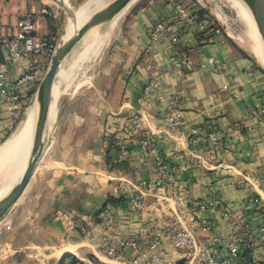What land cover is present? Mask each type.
I'll list each match as a JSON object with an SVG mask.
<instances>
[{
	"label": "crops",
	"instance_id": "crops-1",
	"mask_svg": "<svg viewBox=\"0 0 264 264\" xmlns=\"http://www.w3.org/2000/svg\"><path fill=\"white\" fill-rule=\"evenodd\" d=\"M177 4L178 0H141L113 27L82 95L87 108L72 101L65 109L53 138L45 139L26 190L7 215L10 221H19L28 244L53 250L50 259L88 253L100 264H124L122 260L133 257L130 249L119 250L118 260L100 254L110 244L112 232L135 241L140 249H147L153 236L161 233L165 261L185 264L186 254L174 249L166 237L174 222L203 238L199 228L209 220L212 230L205 236L224 240L243 234L239 217H247L253 228L264 223V66L206 28L183 32L172 47L151 43L148 27L170 20ZM41 7L35 0H0L1 32L11 35L17 22L32 13L39 34L54 38ZM180 59L188 62L189 70L176 66ZM0 60L7 61L1 52ZM45 62L42 55L8 63L7 77L16 80L30 64ZM152 76L161 82L160 93L140 103V93ZM38 85L20 88L17 109L0 98V144L19 119L26 118ZM158 95L166 99L159 101ZM171 99L180 104L185 122L172 135L161 120ZM192 128L215 129L225 137V148L209 168L197 167V156L208 147L190 145ZM143 137L152 144L144 157L139 148ZM123 144L129 154L120 161ZM157 158L168 166L172 181L163 187H144L143 207L128 211L130 187L159 178ZM181 187L188 197L185 208L178 211L175 197ZM213 200L221 202L220 208L202 207ZM102 213L110 220L108 231L102 228ZM76 222L85 226L86 234L70 229ZM257 246L256 242V249H243L233 264L258 261ZM224 256L225 251L217 255Z\"/></svg>",
	"mask_w": 264,
	"mask_h": 264
},
{
	"label": "built area",
	"instance_id": "built-area-1",
	"mask_svg": "<svg viewBox=\"0 0 264 264\" xmlns=\"http://www.w3.org/2000/svg\"><path fill=\"white\" fill-rule=\"evenodd\" d=\"M41 4L40 13L42 15H52V8L44 3V0H35ZM176 14L170 20L159 21L148 27V35L151 43H165L166 47H172L179 43L180 36L183 32H187L192 27L205 28L210 24L206 17H202L197 12H188L183 6L177 4L175 7ZM57 49L56 42L53 38H46L39 34L37 22L33 18L32 13L20 19L14 27L11 35H4L0 28V52L4 54L6 60H0V98H2L10 109H17L19 104V90L27 84H39L45 75L50 59ZM44 56L47 62L40 64H30L28 68L16 79L9 80L7 77V64L16 65L23 60H29L32 57ZM176 66L189 70L190 66L185 59H180L176 62ZM161 82L152 76L144 85L138 102L146 103L154 94L160 93ZM165 96L158 95V100H165ZM264 112V109H262ZM161 120L165 126L167 134H174L180 131L185 122L182 116L180 104L174 99L168 100L167 105L161 113ZM190 145L202 148L208 147L201 155L197 156V167L209 168L214 162L218 154L225 148L226 141L222 132L212 129L203 131L199 128L189 130ZM152 144L150 139L143 137L139 141V148L142 157L146 156L151 151ZM176 148L172 151L176 152ZM129 150L123 144L120 145L118 160L123 161L128 157ZM180 162H184L182 156L179 157ZM156 182H142L135 188L130 187L128 196L127 210L130 212L139 211L143 207L142 197L144 196L143 188L152 185L165 186L172 181L173 175L166 167L167 165L159 158ZM151 186V185H150ZM188 192L182 187L177 191L175 197V208L182 211L187 203ZM250 205L254 204V200H249ZM221 202L213 200L210 203L202 205L203 208L216 210L220 208ZM227 214H229L227 212ZM232 215L231 213L229 214ZM247 217H239L237 223L243 227V234L235 238L222 239L216 237H206L212 230V222L209 220L202 221L200 225V233L205 240H199L195 233L183 227L179 222H174L167 230L166 237L174 249L186 254L185 264H233L234 261L240 258V253L243 249L253 250L259 249L258 261H246L243 264H264V223L253 228L248 223ZM101 225L105 231L110 227V220L106 214L102 213ZM70 229L78 230L86 234L87 229L83 224L78 222L72 223ZM161 233H156L147 249H140L135 241L124 240L118 232H112L109 235L110 244L105 253L109 258L118 260L119 250L130 249L133 257L124 259V264H179L177 261H165V251L162 248ZM220 251H225L226 256L218 258Z\"/></svg>",
	"mask_w": 264,
	"mask_h": 264
},
{
	"label": "rangeland",
	"instance_id": "rangeland-1",
	"mask_svg": "<svg viewBox=\"0 0 264 264\" xmlns=\"http://www.w3.org/2000/svg\"><path fill=\"white\" fill-rule=\"evenodd\" d=\"M89 1L90 0H68V3L73 10H77L78 8H80L82 5L86 4ZM95 1L96 2L101 1L103 3L101 6H104L110 0H95ZM140 1L141 0H136L135 2H133L125 10L124 14L120 17L117 24L121 23L126 13H128L131 9H133L132 7H135V4L140 3ZM178 1L188 12L201 13L202 17H206L208 21H210L209 22L210 26H209V29H207V31L214 32L222 40L227 41L233 47H237V48L239 47V49L241 51L243 50L244 54L248 55L250 59L254 60L255 62L260 63L257 57L253 54L252 46L249 44V42L246 39L243 40L242 42L238 41L237 37L243 36L244 27H243V24L240 22V20L237 18L234 10L229 6V3L227 2V0H178ZM48 5L52 8L53 12H52V15L47 16V22H48L47 24L50 27L49 29H51L50 30L51 37H54L53 39L55 40L56 46L58 47L60 45L61 36L65 28L68 14L66 13V11H64L65 9L63 5L59 3L57 0H50ZM94 6H91L89 9V11H91V14L95 10ZM109 25L110 24H108L107 26H103V27L90 30L83 37L81 42L75 47V49L72 51L69 57L66 59V61L64 62V65L62 66L63 68H61V70H63L65 67H66L65 69L69 70L71 67L70 65H72L78 53L82 49L85 48V45L89 41L111 30L109 29ZM113 29L114 28H112V30L109 32L110 33L109 38H111V36L113 35L112 34L113 33L112 31H114ZM94 61L96 62V59ZM94 61H91L87 65L85 64L84 67L76 71L71 70L70 72H68L71 74L73 71L75 73L73 77L71 78L61 77L58 80V84H59L58 88L66 89L65 90L66 95L60 102V107H59L55 121L50 126V128L47 129L46 136L48 140L49 139L51 140L53 138L55 128L59 124L61 116L65 112V109L71 106L72 101H74L75 105L79 104V107L82 110L87 108L88 102L86 98L82 96L87 91L86 83L78 84V82H81V75L83 74V71H85V68H87L88 65L90 66L87 69L86 75L87 77L93 76L94 71H95V67H92ZM29 107L30 108L32 107V102ZM30 108L27 109L25 114L28 112ZM23 122H24V119L21 121L19 119V122L17 123V126L15 127V129L11 132L9 136H7L6 140L3 141L0 144V146L3 143H5L15 133V131L22 125ZM166 167L168 168V166ZM19 228H20L19 221L17 222L10 221L7 218V216L3 220L0 221V264H58L68 255L74 256L78 260L84 263L93 264L91 260L89 259V256H93V255L88 254V253H81L78 256L67 253L58 260L54 258L50 259V257H53V256H49L54 253V252H51L53 250L43 249V247L38 244H28V242L26 241V236L23 235L24 233L23 229H22L23 233H21ZM198 239L201 241L205 240V238H201V237ZM107 247L105 249L100 250V254L103 257H105V259L106 258L110 259L105 253Z\"/></svg>",
	"mask_w": 264,
	"mask_h": 264
},
{
	"label": "bare ground",
	"instance_id": "bare-ground-1",
	"mask_svg": "<svg viewBox=\"0 0 264 264\" xmlns=\"http://www.w3.org/2000/svg\"><path fill=\"white\" fill-rule=\"evenodd\" d=\"M57 1L61 3L64 7H67L72 13L71 16L68 15L63 34L61 36L60 44L67 41L88 19V16L91 14V11H89L91 6H97H94L96 10L100 8V6L103 4L101 1L96 2L95 0H90L77 10H73L69 5L68 0ZM135 1L136 0H133L131 3ZM227 2L229 3V6L234 10L237 18L240 20L244 27L243 36L235 37H237L238 41L240 42L246 39L252 46L253 54L264 66V43L258 30L256 21L254 20L252 11L246 4H244L240 0H227ZM131 3L129 5H131ZM129 5L112 19L109 25V29L112 30V28L117 24L120 17L124 14L125 10L129 7ZM109 32L101 34L89 41L85 45V48L78 53L76 59L74 60L72 65H70V69H65V67L63 70L60 71L58 75V80L61 77H73L75 73L73 71L71 74L68 72H70L71 70L76 71L84 67L85 64L87 65L91 61H94L99 55L101 49L107 44L110 36ZM89 66L90 65H88L87 68H85V71H83V74L81 75V82H78V84L88 83L89 78L87 77L86 72ZM58 85L59 84L57 81L53 90L48 110L46 121V134L47 129L50 128V126L53 124L57 117L61 100L66 95V89L58 88ZM35 119L36 105H33L29 109L22 125L5 143L0 146V197H2L6 193V191L12 186L14 181L18 178L20 173L27 165L28 161L30 160L36 149V140L34 134Z\"/></svg>",
	"mask_w": 264,
	"mask_h": 264
},
{
	"label": "water",
	"instance_id": "water-1",
	"mask_svg": "<svg viewBox=\"0 0 264 264\" xmlns=\"http://www.w3.org/2000/svg\"><path fill=\"white\" fill-rule=\"evenodd\" d=\"M132 1L133 0H110L106 5L96 9V11L89 16V18L67 41L61 43L57 47L54 55L50 59L48 69L40 81L36 95L32 101V106L36 105V119L34 127L36 149L18 178L14 181L6 193L0 197V221L8 215L10 210L21 198L28 186L30 178L34 173L38 161L43 154L46 139V121L48 110L53 90L58 81V75L64 62L90 30L110 24L112 19ZM240 1L246 4L252 11L254 20L256 21L264 43V0ZM64 9L66 13L71 16V11L67 7H64Z\"/></svg>",
	"mask_w": 264,
	"mask_h": 264
},
{
	"label": "trees",
	"instance_id": "trees-1",
	"mask_svg": "<svg viewBox=\"0 0 264 264\" xmlns=\"http://www.w3.org/2000/svg\"><path fill=\"white\" fill-rule=\"evenodd\" d=\"M198 14L201 15V13H198ZM209 26H210V24H208V25L205 26L206 30L209 29ZM203 40L208 41L209 38L208 37H205ZM89 259L91 260V262L93 264H99V262L97 261V259L95 257L89 256ZM58 264H87V263H84V262L78 260L74 256L68 255L62 261H60Z\"/></svg>",
	"mask_w": 264,
	"mask_h": 264
}]
</instances>
